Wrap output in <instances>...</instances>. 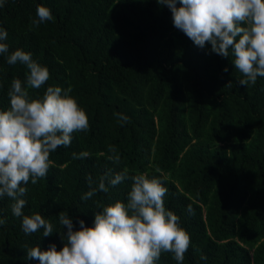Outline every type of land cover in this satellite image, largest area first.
Listing matches in <instances>:
<instances>
[{
	"label": "trees",
	"instance_id": "1",
	"mask_svg": "<svg viewBox=\"0 0 264 264\" xmlns=\"http://www.w3.org/2000/svg\"><path fill=\"white\" fill-rule=\"evenodd\" d=\"M38 4L54 19L32 27ZM0 28L9 52L28 51L49 70L30 95L71 87L89 119L87 132L50 153L47 176L25 185L24 214L40 213L52 235H25L12 201L0 198V264H39L25 259V245L62 248L61 211L75 227L79 219L91 226L101 205L126 200L130 180L81 199L87 176L124 168L129 176L166 177L165 207L191 237L183 264H264V77L241 86L231 56L196 46L157 0H6ZM26 71L0 54V110L10 107L12 80L23 82ZM119 113L130 122L121 125ZM109 145L119 164L107 159ZM74 152L89 156L73 159ZM157 264L177 262L162 253Z\"/></svg>",
	"mask_w": 264,
	"mask_h": 264
},
{
	"label": "clouds",
	"instance_id": "2",
	"mask_svg": "<svg viewBox=\"0 0 264 264\" xmlns=\"http://www.w3.org/2000/svg\"><path fill=\"white\" fill-rule=\"evenodd\" d=\"M6 0H0L3 7ZM169 7L173 25L193 43L223 57L231 56L235 70L241 74V86L255 85L264 77V0H157ZM51 10L38 4L32 27L53 20ZM8 33L0 28V54H6L9 65L26 66L25 80L13 79L8 91L10 107L0 110V198L12 203L14 217L22 218L25 235L43 230L48 237L53 224L40 213L24 214V198L31 181L35 185L47 176L50 153L69 147L73 133L87 132L89 119L77 100L70 94L71 87L48 86L42 96L30 95L49 80V70L33 59L32 54L17 48L9 52ZM227 71V68H225ZM121 125L130 122L122 113L116 114ZM107 159L121 162L117 149L109 145ZM73 159H84L87 152L73 153ZM166 179V177L164 178ZM164 179L141 173L129 176L128 169L113 173L107 169L97 179L87 176L88 190L82 200L98 192L109 193L125 180H130L126 200L101 205L94 212V222L86 225L61 211L58 231L63 247L53 243L47 249L25 245V259H37L39 264H157L162 253H170L177 264H183L191 244L189 233L181 226L180 217L165 207L168 189ZM189 214H194L191 204ZM6 220L0 218V225ZM66 229V231L64 230ZM201 259L206 260V256Z\"/></svg>",
	"mask_w": 264,
	"mask_h": 264
}]
</instances>
